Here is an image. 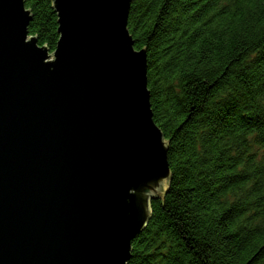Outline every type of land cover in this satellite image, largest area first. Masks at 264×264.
<instances>
[{
    "label": "water",
    "instance_id": "obj_1",
    "mask_svg": "<svg viewBox=\"0 0 264 264\" xmlns=\"http://www.w3.org/2000/svg\"><path fill=\"white\" fill-rule=\"evenodd\" d=\"M52 1L53 51L0 0V264H129L172 179L133 0Z\"/></svg>",
    "mask_w": 264,
    "mask_h": 264
},
{
    "label": "trees",
    "instance_id": "obj_2",
    "mask_svg": "<svg viewBox=\"0 0 264 264\" xmlns=\"http://www.w3.org/2000/svg\"><path fill=\"white\" fill-rule=\"evenodd\" d=\"M55 50L52 0H26ZM172 179L129 264H264V0H133Z\"/></svg>",
    "mask_w": 264,
    "mask_h": 264
}]
</instances>
